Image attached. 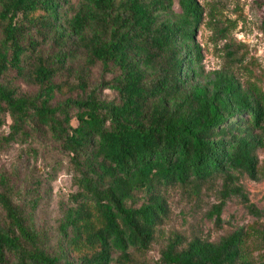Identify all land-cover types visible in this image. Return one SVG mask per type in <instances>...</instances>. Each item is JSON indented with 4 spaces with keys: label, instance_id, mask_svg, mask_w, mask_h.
<instances>
[{
    "label": "trees",
    "instance_id": "16d2710c",
    "mask_svg": "<svg viewBox=\"0 0 264 264\" xmlns=\"http://www.w3.org/2000/svg\"><path fill=\"white\" fill-rule=\"evenodd\" d=\"M88 2L71 30L104 77L93 88L79 78L84 96L53 105L68 87L53 82L57 71L42 57L32 74L37 95L18 96L2 80L10 70L24 76V59L37 48L22 43L29 29L62 30L60 0H0V129L11 120L8 143L29 131L49 134L68 154L77 188L59 227L60 255L44 247L42 233L14 204L13 189L0 190V264H133L131 252L150 251L169 217L170 189L200 192L220 181L224 195L243 196L233 172L258 178L261 101L224 73L208 87L194 84V65L203 61L198 1L178 0L179 12L175 0ZM66 58L60 50L61 67ZM104 90L116 92L119 103L103 100ZM242 236L211 243L177 235L160 264H248L241 261Z\"/></svg>",
    "mask_w": 264,
    "mask_h": 264
},
{
    "label": "rangeland",
    "instance_id": "374dc122",
    "mask_svg": "<svg viewBox=\"0 0 264 264\" xmlns=\"http://www.w3.org/2000/svg\"><path fill=\"white\" fill-rule=\"evenodd\" d=\"M197 1L204 10L195 35L203 61L200 66L194 65V84L208 87L217 73H224L255 95L264 107V0ZM59 5L62 30H42L43 33L41 29H29L22 43L32 41L37 43V48L34 54L29 53L24 59V76L10 70L2 80L18 96L37 95L39 88L32 74L37 66L36 59L42 57L57 71L53 82L68 87L65 94H56L53 105L84 96L79 89V78L93 88L104 77L100 63L89 66L87 48L71 30V20L88 8V0H60ZM174 6L179 12L178 0ZM91 30L87 27L84 36L89 37ZM61 34H64L63 38ZM60 50L67 56L64 67L57 60ZM111 77L107 75V79ZM101 98L119 103L118 94L112 90H104ZM11 124L7 119V125L0 129V190L13 189L14 204L42 233L44 247L60 255L65 253V248L59 227L65 213L72 207L71 196L77 190L74 168L60 144L43 131H29L14 142H6ZM254 135H260L264 141V132L258 131ZM257 156V180L233 172L235 185L242 187L243 196L224 195L220 181L204 185L200 192L191 187L170 189L166 194L169 217L156 233L150 251L131 252L133 264H160L163 250L177 235L187 242L199 238L218 243L238 231L243 233L241 261L264 264V142ZM244 196L248 204L255 207L254 212L247 208ZM222 204L220 221L217 222V207ZM4 217L0 209L1 222Z\"/></svg>",
    "mask_w": 264,
    "mask_h": 264
}]
</instances>
